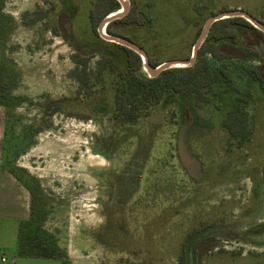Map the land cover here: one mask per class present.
Listing matches in <instances>:
<instances>
[{"label": "rangeland", "instance_id": "obj_1", "mask_svg": "<svg viewBox=\"0 0 264 264\" xmlns=\"http://www.w3.org/2000/svg\"><path fill=\"white\" fill-rule=\"evenodd\" d=\"M127 1L147 24H118L114 32L161 64L190 58L215 14L242 9L264 20V0ZM95 3L3 5L10 166L44 229L89 264H264V88L251 74L264 66V45L225 62L231 83L221 77L209 103L169 93L124 126L114 120V94L126 55L92 30ZM61 16L68 37L53 33L64 35ZM76 42L90 57L88 100L78 98L71 76ZM138 74L149 77L143 66ZM63 98L67 113L44 115L42 104ZM242 108L252 141L239 146L222 122Z\"/></svg>", "mask_w": 264, "mask_h": 264}, {"label": "trees", "instance_id": "obj_2", "mask_svg": "<svg viewBox=\"0 0 264 264\" xmlns=\"http://www.w3.org/2000/svg\"><path fill=\"white\" fill-rule=\"evenodd\" d=\"M4 3L5 0H0V37L4 34L5 25L3 24L7 20L2 13ZM120 9L121 4L118 0H96L89 15L92 30L98 34L97 29L100 23L107 16L118 12ZM259 20L264 23V20ZM64 21L65 17L61 16L59 27L64 30V35H61L58 29H54L53 33L55 35L69 36L68 28L64 27ZM118 24L143 27L147 22L141 14L136 13L135 8H131L128 15L107 26V33L118 36L113 30V27ZM73 45L76 52L71 59L76 68L71 76L79 84L78 98L83 100L92 99L95 91L91 84L89 53L81 43L76 42ZM110 45L122 49L126 55L125 67H121L116 71L117 84L114 94V120L125 126L135 124L144 116H148L151 105L161 102L169 93L194 97L198 105L209 103L214 85L221 77L227 83H231V75L225 62L248 59L259 45H264V32L259 31L243 18L225 19L216 22L199 51L195 65L187 68L169 69L153 79L139 76L138 72L143 64L141 57L136 52L117 44L110 43ZM149 59L153 67H158L161 64L155 57H149ZM112 69L115 71L114 66H112ZM251 74L264 88V66H258L251 71ZM10 88L11 86H8V83L5 82L4 69L0 66V106L5 111L7 109L5 100L7 102L9 100L8 91ZM69 100V98H63L50 100L45 106L42 104L44 115L52 116L58 113H67L65 104L70 103ZM8 119L10 121L11 117H8ZM222 127L229 134L230 140L236 141L239 146L251 143L250 116L245 108L229 112L222 122ZM6 150L7 158L9 155L11 158L12 151ZM9 170L15 176L11 166H9ZM23 187L26 189L25 186ZM30 202L29 219L20 222L18 225L17 257L55 259L61 261V264H71L65 249L61 248L54 236L48 234L44 229L42 221L39 220L35 212L31 196ZM208 251H210V247L204 248L203 254Z\"/></svg>", "mask_w": 264, "mask_h": 264}, {"label": "crops", "instance_id": "obj_3", "mask_svg": "<svg viewBox=\"0 0 264 264\" xmlns=\"http://www.w3.org/2000/svg\"><path fill=\"white\" fill-rule=\"evenodd\" d=\"M5 116V109L0 106V264H55L54 261L59 260L26 259L16 255L18 225L29 219L31 202L27 190L9 170L11 158L9 154L7 158L6 149L12 151L13 144L11 130L8 129L11 121ZM65 251L71 264H89L86 258L78 254L73 244L65 248Z\"/></svg>", "mask_w": 264, "mask_h": 264}, {"label": "water", "instance_id": "obj_4", "mask_svg": "<svg viewBox=\"0 0 264 264\" xmlns=\"http://www.w3.org/2000/svg\"><path fill=\"white\" fill-rule=\"evenodd\" d=\"M118 1L120 2L122 8L118 12L107 16L100 23L97 29V32L99 36L106 42L117 44L119 46L128 48L136 52L141 57L143 67L147 71L149 78L151 79L158 77L162 72L167 71L169 69L187 68V67H191L195 65L198 55H199V51L202 48L204 42L206 41L212 26L216 22H219L225 19L243 18L247 22H249L252 26H254L256 29L264 32V23L260 21L259 19L255 18L254 16H252L250 13L242 9L223 11L218 14H215L214 16L210 17L206 21L202 29V32L193 47L192 55L190 56V58H188L187 60H173L169 62H164L160 64L158 67H153L150 64L149 55L142 47H140L139 45H137L136 43H134L133 41L127 38L116 36V35H109L107 33L106 28L109 24L124 18L126 15H128V13L131 10V5L127 0H118Z\"/></svg>", "mask_w": 264, "mask_h": 264}, {"label": "built area", "instance_id": "obj_5", "mask_svg": "<svg viewBox=\"0 0 264 264\" xmlns=\"http://www.w3.org/2000/svg\"><path fill=\"white\" fill-rule=\"evenodd\" d=\"M1 261H2V262H5V260H4V259H2Z\"/></svg>", "mask_w": 264, "mask_h": 264}]
</instances>
